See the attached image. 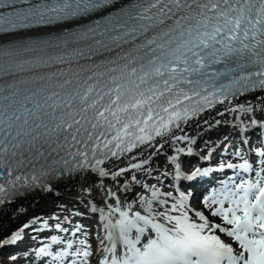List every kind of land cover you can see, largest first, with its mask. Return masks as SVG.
Wrapping results in <instances>:
<instances>
[{
	"label": "snow or ice",
	"instance_id": "1",
	"mask_svg": "<svg viewBox=\"0 0 264 264\" xmlns=\"http://www.w3.org/2000/svg\"><path fill=\"white\" fill-rule=\"evenodd\" d=\"M257 91L264 92V0H0V205L29 188L51 191L65 174L90 172L101 189L105 179L116 185L103 189L104 207L89 205L99 215L95 250L80 238L82 226L41 218L0 239V248L18 243L25 229L51 227L57 234L22 258L264 264V141L251 145L243 136L232 153L239 162L216 169L186 174L180 163L202 134L185 127L199 128L217 105L224 106L218 116L234 113V121L204 120L205 130L221 123L242 133L264 129L257 115L264 117V96L233 103ZM165 145L174 150L166 156L171 173L152 167ZM207 151L202 159L210 160ZM224 169L233 176L194 208L179 182ZM121 191L134 198L122 202Z\"/></svg>",
	"mask_w": 264,
	"mask_h": 264
},
{
	"label": "bare ground",
	"instance_id": "2",
	"mask_svg": "<svg viewBox=\"0 0 264 264\" xmlns=\"http://www.w3.org/2000/svg\"><path fill=\"white\" fill-rule=\"evenodd\" d=\"M264 96V92L257 93L255 95H251L248 97H244L238 101H234L233 103H244L246 101H253L255 102L256 97ZM218 111H224V106L216 107L215 109H212L204 114H202V117L200 119V127L197 128L195 123H193L190 127L186 126L185 131L189 135H197V132L202 133L198 136L196 144L193 145V151L199 147H205L206 144H208L209 138H211L212 135H214L216 132H218L221 129H228V130H235L239 127L234 126L233 123H221L220 125H216L210 129L205 130L207 126L203 124L204 120H208L209 123L214 124L215 120L220 119L222 121L227 120L230 122L234 121L235 114L234 113H226L223 117L218 116ZM258 118H264L260 117L259 114ZM238 123V122H237ZM181 146H185L183 143ZM152 149H147V151H151ZM174 154V150L170 148L168 145H165V148L162 150L161 154L153 158L152 167L159 169V172H164L165 170L169 171L170 173L173 172L172 167H168V163L166 161V156ZM193 160H195L194 155H188V154H181L180 156V163L182 166L189 165ZM155 175H158L159 173H154ZM139 178L144 180L145 177L143 175H139ZM172 177L170 176L165 181V188L166 191H171L172 187H170L171 184L167 183V181H172ZM123 181V178H121V182ZM148 183H156L153 179H147ZM100 179L97 175H94L92 173H82L80 175H77L76 177L72 178L70 181L61 182V183H55L52 184V190L48 191L46 189H41L39 191L34 192L33 194H30L28 196L20 197L15 200H12L10 203H6L0 207V236L5 234L8 229H10L11 226H14L16 222L19 220H22L24 217L28 216L29 214H38L43 211L51 210L55 207V204L57 202H67L68 204H75L78 207H89V205L94 202L97 207H104L106 203V196L103 189L112 188L113 191L116 190V185L113 183L111 179H105L103 182V189L99 187ZM135 191L139 192L141 189L139 186H134ZM91 189V194L87 195L83 190L84 189ZM127 199H133L134 196L131 193L125 194L123 191L120 192V199L122 202H124ZM194 206L202 208V205L199 204L197 201ZM64 208V207H63ZM90 208V207H89ZM91 213V215H90ZM60 214H66L65 211H61ZM98 213L94 214L89 211L88 220L92 219V222L94 224V216H96ZM30 216V215H29ZM59 218V217H58ZM57 220V219H56ZM99 221V220H98ZM90 244L92 245L93 249L95 250L96 243L94 242V237L91 236ZM10 252L9 249L6 248H0V255H2V258L0 260L5 261V256L9 255ZM4 255V256H3Z\"/></svg>",
	"mask_w": 264,
	"mask_h": 264
},
{
	"label": "rangeland",
	"instance_id": "3",
	"mask_svg": "<svg viewBox=\"0 0 264 264\" xmlns=\"http://www.w3.org/2000/svg\"><path fill=\"white\" fill-rule=\"evenodd\" d=\"M201 196H202V195L200 194L198 197H201ZM194 208H197V207H194ZM197 209H200V208H197ZM206 214H207V213H206ZM26 218H27V216L24 217L22 220H25ZM20 222H21V220H19L18 222H16L15 225L19 224ZM15 225H14V226H15ZM14 226H11L10 229L7 230V232H9L10 230H12V229L14 228ZM7 232H6V233H7ZM0 237H1V236H0ZM3 256H4V255H3ZM1 258H2V255H0V259H1ZM5 258H9V257H6V256H5ZM5 264H7V262H5Z\"/></svg>",
	"mask_w": 264,
	"mask_h": 264
}]
</instances>
